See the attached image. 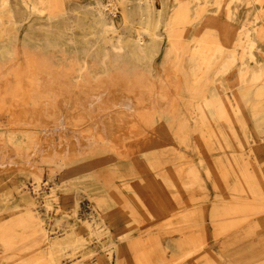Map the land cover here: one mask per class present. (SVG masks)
<instances>
[{
  "label": "rangeland",
  "instance_id": "obj_1",
  "mask_svg": "<svg viewBox=\"0 0 264 264\" xmlns=\"http://www.w3.org/2000/svg\"><path fill=\"white\" fill-rule=\"evenodd\" d=\"M260 173L264 0H0V264L33 207L62 264H264Z\"/></svg>",
  "mask_w": 264,
  "mask_h": 264
},
{
  "label": "bare ground",
  "instance_id": "obj_2",
  "mask_svg": "<svg viewBox=\"0 0 264 264\" xmlns=\"http://www.w3.org/2000/svg\"><path fill=\"white\" fill-rule=\"evenodd\" d=\"M107 2H108V0H107ZM104 7L106 9H109L110 8L109 5H105ZM158 38L159 37L158 36L156 37L155 35H154V37H151V43L149 45H147L146 44V41H144L142 39L138 40L137 43L135 44V47L137 49V52H140L141 56L142 57H145V58H147L149 55L155 56L157 54L158 48L160 47V44H161V40L158 39ZM120 102H122V101H120ZM127 102H129V100H127ZM128 104H130V103H128ZM121 106H122V104H121ZM129 106H127V107H129ZM201 108H206V109L209 108V109L212 110V112L214 110L213 107H212V105H211V103H208L205 106H201ZM128 110L126 108H124V107H121V110L120 111H118L115 114H112V115L108 116L105 119V121H104V134H102L103 140H110V139H112L115 136L114 135L115 134V131L123 124L124 119L129 116ZM216 113H215V116H216ZM220 114H222V112H220ZM243 128L247 129L248 127L244 125ZM214 134H215V130L212 128L211 131H210V136L211 137H215L216 135H214ZM221 149H222V152H223V150H225V147H221ZM252 152H254V151H252ZM260 177L263 179V180H261V182L263 184L262 186H264V174L263 173H260ZM174 178H176V177H173L172 179H174ZM178 181H180V179ZM138 186H140V185H137L136 188H139ZM140 187L143 188L142 185ZM30 191H32V190H30ZM250 191L251 190H246V193H249ZM113 193H114V191L111 194H113ZM115 193H117V191ZM36 200L37 199L35 198L34 201H33V203H31L32 205L31 204L30 205L31 206H34L36 204ZM249 201L250 200H246V202L241 207L240 206H238V207L241 208L242 211H246L250 207L249 206V203H248ZM113 202H115L117 205L119 204L116 200H114ZM213 202H215V201H213ZM120 205H121V203H120ZM166 211L168 213L171 212V211H169V209H166L164 212H166ZM229 211H231V212H237V208H236V210L234 208H232ZM35 212H36V208L33 207V208H30L29 211L24 212L22 210H19V211H16L15 214L12 215V216H15V217L17 216V219L19 221V225L22 228H24V229H31V228L35 227L36 231L31 236L26 237V239H24V242L21 245L15 247V248L13 246L12 247H9V249L6 251L5 255L3 256V259L6 261L5 264H40L41 261H44L45 263L50 262L51 264H62V261L61 260L60 261H57L56 258L52 255L51 250L46 247V245L48 244L47 232L42 227V225H41L42 222L41 221H39L38 225H36V222L39 219L37 217L38 214H36ZM191 212H193V210ZM219 212H220L219 214L222 213L221 211H219ZM223 212H224V210H223ZM228 214H226V215H228ZM212 216H217V214L213 211ZM146 217L149 218L148 216H146ZM152 218H153V216L151 217V219ZM11 220H12V217L10 219L6 220V221H3L0 224V241H2V243L5 246H11L10 243L14 239L13 238L14 237L13 235H11L12 237H9L10 233L7 230L9 228L8 225L10 224ZM217 225H218V230L221 232L222 227L219 225V222L217 223ZM6 230H7V232H6ZM136 242H138L137 244H140V243L142 244V242H140L139 240L136 241ZM154 242H155V245L156 244H158V245L160 244L158 238H156ZM98 244H100V243H98ZM151 244L152 243H150V245H149L148 248H143V249H146L147 251L150 250L151 252H153V251L156 252V250L154 248L155 245H153V244L151 245ZM118 246L120 247L118 249L121 250V252H122L123 249H122L121 245H118ZM23 256H25V257H23ZM98 262H99V260H97V263ZM103 264H105V263H103Z\"/></svg>",
  "mask_w": 264,
  "mask_h": 264
},
{
  "label": "crops",
  "instance_id": "obj_3",
  "mask_svg": "<svg viewBox=\"0 0 264 264\" xmlns=\"http://www.w3.org/2000/svg\"><path fill=\"white\" fill-rule=\"evenodd\" d=\"M197 178L199 179L198 176H197ZM205 183H206V182L203 183V182H200L199 180H195V184H196V187H197L196 189H199V190H203V191H204V188H205V187H204V186H205L204 184H205ZM207 197H208V194H207V196H205V198H207ZM170 209H171V208H170ZM170 209H169V211H171L170 213L172 214V213L174 212V210H170ZM183 212L186 213L185 211H183ZM183 212H182V213H183ZM184 213H183V214H184ZM180 214H181V213H180ZM189 214H191V213H189ZM190 216H193V215L191 214ZM172 217H174V215H173V216H168L167 219L170 218L169 220H172ZM159 218H160V217H159ZM159 218H158V219H159ZM169 220H166V221H169ZM263 220H264V219H263ZM158 221H159V220H158ZM160 222H161V220H160ZM140 225H145V227H144V229H143V228H139V230H140V231H139V232H140V236H139V237H143V236L146 237V236H148V233H149L150 231L147 232V230H146V225L149 226L150 224H149V221L147 220V217L144 218V222H141V223L139 224V226H140ZM145 232H147V233H145ZM223 233H224V231H223V229H222L221 232L219 233V235H220V234H223ZM142 234H143V235H142ZM134 243L136 244V242H134ZM182 246H183V245H182ZM240 246H241L242 248H241ZM240 246H238V251H239V252L249 251V252H252L253 255H255V254L261 252L260 250H257V248L254 249V250H248V249H246L247 247L245 248V245H240ZM122 249H123L122 253H123L125 259H127V258L130 256V254H131V252H130L131 249H130V247H127V248H125V247L123 248V247H122ZM125 263H126V262H125Z\"/></svg>",
  "mask_w": 264,
  "mask_h": 264
}]
</instances>
